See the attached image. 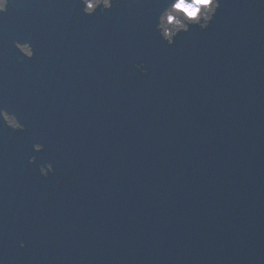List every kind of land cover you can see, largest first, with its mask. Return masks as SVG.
Masks as SVG:
<instances>
[{
    "label": "water",
    "instance_id": "95a60500",
    "mask_svg": "<svg viewBox=\"0 0 264 264\" xmlns=\"http://www.w3.org/2000/svg\"><path fill=\"white\" fill-rule=\"evenodd\" d=\"M173 2L8 0L0 110L26 128L0 115V203L46 230L0 264H264V0L169 44Z\"/></svg>",
    "mask_w": 264,
    "mask_h": 264
},
{
    "label": "clouds",
    "instance_id": "9594fccd",
    "mask_svg": "<svg viewBox=\"0 0 264 264\" xmlns=\"http://www.w3.org/2000/svg\"><path fill=\"white\" fill-rule=\"evenodd\" d=\"M8 0H0V9H3L7 6ZM85 3V0H84ZM106 9L112 8L114 0H103ZM217 3H220V0H217ZM205 6L204 0H174V3L171 5V8L178 7L183 10V12L187 15V17L192 20L199 16L200 9ZM88 9L91 7L88 6ZM169 10V9H168ZM166 10L164 14L168 11ZM84 12L87 14H91L88 10L84 8ZM211 21V17L209 18ZM209 25V21H205L201 24V28H206ZM174 43L171 39H169V44ZM22 246V245H21Z\"/></svg>",
    "mask_w": 264,
    "mask_h": 264
},
{
    "label": "snow or ice",
    "instance_id": "6c2138e0",
    "mask_svg": "<svg viewBox=\"0 0 264 264\" xmlns=\"http://www.w3.org/2000/svg\"><path fill=\"white\" fill-rule=\"evenodd\" d=\"M210 2V0H204L205 5H207ZM220 4H221V0H220ZM89 7H92V5H89ZM8 11L7 6L4 7L3 9H0V13H6ZM73 179H75V177L73 176Z\"/></svg>",
    "mask_w": 264,
    "mask_h": 264
}]
</instances>
